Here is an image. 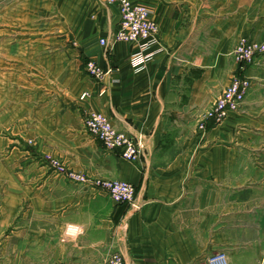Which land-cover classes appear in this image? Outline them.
<instances>
[{
    "label": "crops",
    "instance_id": "1",
    "mask_svg": "<svg viewBox=\"0 0 264 264\" xmlns=\"http://www.w3.org/2000/svg\"><path fill=\"white\" fill-rule=\"evenodd\" d=\"M131 2L159 26L140 72L136 44H99L120 21L105 0H0V264H208L220 252L264 264V55L245 67L234 54L264 44V0ZM89 61L110 70L103 81ZM236 76L252 82L242 108L208 122ZM90 111L140 140V159L107 153L85 129ZM52 161L133 184L140 210Z\"/></svg>",
    "mask_w": 264,
    "mask_h": 264
},
{
    "label": "built area",
    "instance_id": "2",
    "mask_svg": "<svg viewBox=\"0 0 264 264\" xmlns=\"http://www.w3.org/2000/svg\"><path fill=\"white\" fill-rule=\"evenodd\" d=\"M105 2L118 9L120 21L114 37L101 39L100 46L109 49L114 43L136 44L137 50L130 56L129 63L135 72L142 71L160 52V49H156V46H159V26L154 20L153 13L145 6L133 4L131 0H105ZM234 54L242 66H251L257 57L264 55V44L243 40ZM85 69L98 81H103L110 73V70L105 71L93 61L87 62ZM251 86L252 82L249 78L236 76L206 112L208 122L220 124L232 113L238 112L245 103ZM89 97L90 94L86 93L81 99L85 100ZM84 126L87 133L99 141L107 153L116 152L126 161L136 162L140 159L143 151L141 141L116 129L106 115L90 111L84 117ZM51 163L53 167L65 172L71 181L91 183L96 191L106 193L114 203L140 210L141 206L136 201L137 190L133 184L112 179H90L85 175L65 171L64 166L58 161ZM108 264H124V260L120 254H115L109 258ZM208 264H230V261L226 253L220 252L210 256Z\"/></svg>",
    "mask_w": 264,
    "mask_h": 264
}]
</instances>
